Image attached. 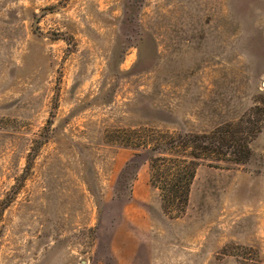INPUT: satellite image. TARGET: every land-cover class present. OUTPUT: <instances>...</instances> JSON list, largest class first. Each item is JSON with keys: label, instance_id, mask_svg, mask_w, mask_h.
<instances>
[{"label": "rangeland", "instance_id": "rangeland-1", "mask_svg": "<svg viewBox=\"0 0 264 264\" xmlns=\"http://www.w3.org/2000/svg\"><path fill=\"white\" fill-rule=\"evenodd\" d=\"M242 118L169 218L155 140ZM0 264H264V0H0Z\"/></svg>", "mask_w": 264, "mask_h": 264}, {"label": "trees", "instance_id": "trees-1", "mask_svg": "<svg viewBox=\"0 0 264 264\" xmlns=\"http://www.w3.org/2000/svg\"><path fill=\"white\" fill-rule=\"evenodd\" d=\"M249 119L217 127L209 133H166L155 140L148 157L150 185L158 190L163 212L171 219L182 217L189 202L190 188L201 161L243 165L252 155L250 143L261 129L247 128ZM256 125V124H255ZM125 145V144H124ZM150 143L134 144L135 149L148 148ZM125 146H129L126 144Z\"/></svg>", "mask_w": 264, "mask_h": 264}]
</instances>
